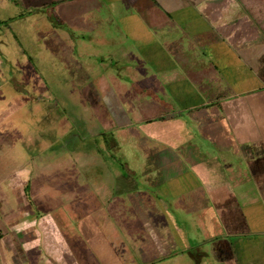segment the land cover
I'll return each instance as SVG.
<instances>
[{
  "label": "crops",
  "instance_id": "crops-1",
  "mask_svg": "<svg viewBox=\"0 0 264 264\" xmlns=\"http://www.w3.org/2000/svg\"><path fill=\"white\" fill-rule=\"evenodd\" d=\"M116 2L119 25L152 75L161 66V77L156 80L169 97L166 101L184 108L186 116L199 122L200 135L208 139L212 149L196 152L212 155L214 162L209 168L202 160L189 166L167 146L149 152L142 160V171L154 176L151 187L158 189L154 192L151 188L131 189L125 183L128 179L120 176L122 163L97 147L94 158L89 156L94 161L85 166L72 156L68 162L53 166L46 161L52 155L39 156L47 166L40 161L26 165L24 160L11 171L21 193L0 194V264H205L212 252L220 258L218 264H264V0ZM49 3L46 0L44 5ZM131 4L138 12L131 10ZM54 7L63 19H67L66 10H73L66 3ZM160 28L166 33L158 38L156 29ZM56 38L49 39L44 50L59 59L57 63L65 70L70 51L62 38ZM201 48L207 62L196 53ZM175 57H182L186 65L179 66ZM96 81L107 82L86 78L77 87L85 90V100L92 106L94 91L89 96V89L102 97L96 99L97 107L103 109L97 117L106 129L113 128L115 118L107 110L109 102L98 91ZM116 105H120L118 101ZM166 114L162 111L159 121L166 122ZM58 123L64 130L69 125L62 118L40 122L21 137L13 135L8 142L11 150L21 147L26 160H36L49 148L48 132ZM2 136L9 139V134L0 130ZM223 154L226 156H220ZM15 155L21 156L19 152ZM218 156L240 163L239 179L220 176L215 167L220 163ZM230 166L227 169L231 172ZM62 167L75 173L68 182L65 176L68 186L63 197H44L39 188L42 184H33L32 198L24 194L32 175L50 182L54 177L50 171ZM122 201L134 206L145 228L143 237L137 235L131 245L123 240L107 210L112 202L119 218ZM44 202L49 203L46 209L41 208ZM169 202L178 209L192 202V211L210 210L216 220L212 224L217 223L222 230L220 237L211 244L200 239L189 246L183 214L180 217L179 211L170 212ZM76 226L77 230L71 229Z\"/></svg>",
  "mask_w": 264,
  "mask_h": 264
},
{
  "label": "rangeland",
  "instance_id": "rangeland-1",
  "mask_svg": "<svg viewBox=\"0 0 264 264\" xmlns=\"http://www.w3.org/2000/svg\"><path fill=\"white\" fill-rule=\"evenodd\" d=\"M45 1L0 0V98L3 99H0V130L9 134L8 140L0 137V194L21 193L15 186L16 177L11 171H15L24 160L26 165L40 161V164L47 166L44 162L50 161L51 164H48L53 166L52 163L59 165L68 162L69 156H72V160L85 166L94 161L89 156L94 158L92 153L95 147L105 156H113L122 163L124 169L120 176L128 179L125 183H129L131 189L141 187L158 191L151 187L154 176L143 175L142 160L149 152L166 146L171 147L189 166L199 160L204 161L208 168L212 166V155L196 152L199 148L203 151L212 149L208 139L200 135L199 122L186 116L184 108L166 101L169 97L156 80L161 77V66L157 68L159 72L152 75L147 62L119 25L116 0H50L49 4L44 5ZM64 3L73 6L72 11L69 8L65 11L67 19L60 17L58 10L54 9L55 5ZM131 5V10L138 12ZM156 31L158 38L166 33L161 28ZM52 38H62L69 48L71 59L65 70L57 63L59 59L52 58L53 54L44 50L45 43ZM60 50L63 52L64 49ZM203 52L206 54L201 48L196 53L201 61L207 62L209 59L204 57ZM184 54L189 55V52ZM175 58L179 66L186 65L182 57ZM76 62L79 68L75 67ZM71 71L78 73V77L70 76ZM95 77L98 80L103 78L110 86L106 88V84L96 81V87L101 89L98 91L109 102L107 110L115 118L113 128L106 129L97 117L103 109L97 107L96 99L103 100L102 97L99 99L95 96L96 91L89 89V96L94 91L92 106L85 100V90L76 87L81 80ZM148 80L150 83L147 85ZM116 101L120 105H116ZM162 111L167 113L166 122L163 123L158 119ZM62 118L68 120L69 125L64 130L58 123L48 132L51 138L49 148L39 153L36 160H26L27 157L21 154V147L11 150V143L8 142L13 135L21 137L35 130L40 122L61 121ZM221 122L226 124L224 118H221ZM17 151L21 155L19 158L15 155ZM50 155L49 160H39V156ZM220 156L225 157L226 154ZM218 160L220 163H216L215 167L221 177L239 179V162L220 160L219 156ZM227 164H231V172ZM149 168L151 170V166ZM58 169L50 171L54 175L50 182L46 177L32 175L24 194L32 198L33 184H42L39 188L44 197L49 198L52 194L63 197L67 182L71 181L70 175L75 173H69L63 167ZM76 171L80 172L81 169ZM65 176L69 178L67 182ZM84 176L82 171L81 179ZM169 203L170 212L179 211L180 217L183 214L187 224L184 237L189 246H194L200 239L204 244H211L220 237L222 230L217 223L212 224L216 220L210 210L192 211V202L186 204L184 209ZM47 205L49 207V203L44 202L41 208L46 209ZM107 205L111 220L127 244L131 245L137 235L143 237L144 224L132 204L122 201L119 218L115 214L114 204L110 202ZM71 229L77 230L78 227ZM205 260V264H218L220 258L212 252Z\"/></svg>",
  "mask_w": 264,
  "mask_h": 264
},
{
  "label": "trees",
  "instance_id": "trees-1",
  "mask_svg": "<svg viewBox=\"0 0 264 264\" xmlns=\"http://www.w3.org/2000/svg\"><path fill=\"white\" fill-rule=\"evenodd\" d=\"M19 15H22V14H19ZM62 67H63V66H62ZM71 75H72V76H73V75H74V76H76V75H77V77H78V73H76V72H73V71H71V72H70V76H71ZM76 87H77V86H76Z\"/></svg>",
  "mask_w": 264,
  "mask_h": 264
}]
</instances>
